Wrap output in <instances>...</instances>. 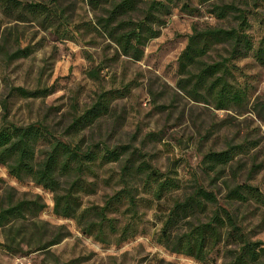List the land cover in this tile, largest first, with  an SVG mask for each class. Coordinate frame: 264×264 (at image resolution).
Masks as SVG:
<instances>
[{
    "label": "rangeland",
    "instance_id": "374dc122",
    "mask_svg": "<svg viewBox=\"0 0 264 264\" xmlns=\"http://www.w3.org/2000/svg\"><path fill=\"white\" fill-rule=\"evenodd\" d=\"M54 2L61 19L52 25L30 15L20 20L0 6V127L43 123L59 139L110 148L128 146L122 160L97 165L95 173L82 176L84 187L75 217L55 210V192L30 177L17 179L0 164V210L20 201H32L33 213L0 226V264H224L227 248L220 244L204 262L173 252L161 231L175 201L203 186L217 197L205 213L185 222H207L218 206L230 210L254 241L264 242V204L231 201L229 189L248 184L264 193V65L255 51L231 60L230 81L246 91L245 99L218 109L207 96L191 95L181 85L186 76L178 60L194 26L236 27L237 13L218 19L208 10L211 3L177 0L158 37L145 46L141 60L124 55L100 24L109 5L98 7L89 0H22ZM149 0H143L134 20L143 18ZM187 2L197 11L184 10ZM249 11L248 33L255 49L264 41V0H213ZM230 48L216 46L203 60L230 57ZM195 72V71H194ZM29 92H46L24 96ZM189 89V88H188ZM112 97L110 110L87 128L71 125L101 95ZM235 148V157L215 171L205 169L209 152ZM135 151L137 165L148 161L179 183L157 199L142 181L130 178L133 199L123 192V166ZM74 177H63L65 194ZM122 192L121 199H113ZM106 209L105 217L101 210ZM43 206V207H41ZM180 229L188 230L189 224Z\"/></svg>",
    "mask_w": 264,
    "mask_h": 264
},
{
    "label": "trees",
    "instance_id": "16d2710c",
    "mask_svg": "<svg viewBox=\"0 0 264 264\" xmlns=\"http://www.w3.org/2000/svg\"><path fill=\"white\" fill-rule=\"evenodd\" d=\"M91 5L98 7L101 3L109 5L106 17H102L100 24L121 52L135 60H141L147 43L160 35L161 27L166 24L177 0H149L143 10V18L134 20L130 16L141 11L143 0H89ZM213 0H201L211 3L208 10L218 19H224L237 13L239 25L224 28L206 26L193 27L188 36V43L182 51L178 64L179 72L186 76L187 84L181 85L196 98L209 96L218 109H227L234 103L242 102L246 91L230 81L233 76L232 59H239L255 51L257 60L264 65V41L255 49L253 40L248 33L250 27L249 11L241 10L234 5L219 4ZM1 9L17 19L26 20L30 15L41 18L43 25H52L61 19L54 2H24L22 0H0ZM184 10L191 14L197 11L185 2ZM218 45L230 48V57L221 61L207 63L203 60ZM195 71V72H194ZM189 88V89H188ZM24 96H38L46 92H29L18 88ZM200 99V98H198ZM112 97L108 94L93 104L71 127L80 131L96 122L110 110ZM235 148L205 155L204 165L208 171H215L216 167L226 166L234 160ZM128 153V146L110 148L109 146L94 144L85 150L80 144L65 142L57 138L48 126L43 123H33L26 126L15 124L0 127V164L6 166L17 179L30 177L38 185L55 192V210L65 218L75 217L80 207L77 192L83 189L82 176L95 173L97 165L122 160ZM123 179L126 184L123 192L132 198L133 189L129 179L138 175L143 176V184L150 188L157 199L166 193L179 188L176 179L159 171L148 161L137 165L136 152L132 151L123 166ZM76 177L65 194H60L63 177ZM122 192H118L113 199H121ZM231 201L250 202L260 201L264 204V193L259 188L243 184L229 189L227 195ZM133 199V198H132ZM112 203L101 210L105 217V210ZM210 203H217V197L203 186H197L195 192L184 200L175 201L172 209L164 220L161 238L173 252L185 254L198 262L204 263L209 255L224 243L235 248H227L224 258L229 261L224 264H264V242L250 239L238 223L236 216L225 208L218 206L209 221L198 224L185 222L198 213H205ZM36 204L32 201H20L0 210V226H6L13 220L25 218L33 213ZM43 207V206H41ZM189 224L188 230L181 233L180 229ZM0 246L5 244L0 243Z\"/></svg>",
    "mask_w": 264,
    "mask_h": 264
}]
</instances>
